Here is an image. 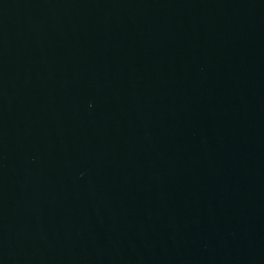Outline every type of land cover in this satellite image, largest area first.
I'll return each instance as SVG.
<instances>
[{
	"label": "water",
	"instance_id": "95a60500",
	"mask_svg": "<svg viewBox=\"0 0 264 264\" xmlns=\"http://www.w3.org/2000/svg\"><path fill=\"white\" fill-rule=\"evenodd\" d=\"M0 264H264V0H0Z\"/></svg>",
	"mask_w": 264,
	"mask_h": 264
}]
</instances>
